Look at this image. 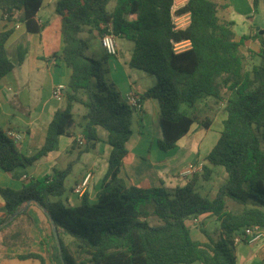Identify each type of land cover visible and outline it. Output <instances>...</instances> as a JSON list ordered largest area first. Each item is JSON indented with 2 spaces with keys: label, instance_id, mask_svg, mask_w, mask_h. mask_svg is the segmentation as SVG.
<instances>
[{
  "label": "trees",
  "instance_id": "16d2710c",
  "mask_svg": "<svg viewBox=\"0 0 264 264\" xmlns=\"http://www.w3.org/2000/svg\"><path fill=\"white\" fill-rule=\"evenodd\" d=\"M42 2L0 0V18H16L27 34H40L46 25L36 21ZM111 2L114 6L108 9ZM256 2H252L254 8ZM172 4L173 0H57L55 13L61 19L64 45L60 58L71 71L64 107L55 111L44 144L33 156L21 154L15 142L0 130V169L8 173L25 169L54 152L59 138L75 126L73 108L79 105L84 110L79 125L85 139L83 151L94 147L96 128L107 133V172L96 203H90L84 194L77 207L59 200L75 162L54 170L52 175L27 180L20 191L0 189L5 212V218L0 220L2 246L28 242L22 227H29L32 221L28 219L25 224L21 219L29 209L23 208L28 201L48 214L43 211L48 232L41 243L49 264H236L233 234L250 226L264 228V149L259 138L264 137L263 36L255 33L260 43V51L254 55L258 64L249 65L239 50L241 42L233 39V23L220 21L218 5L213 0H188L176 13H188L190 22L177 30L170 17ZM14 31L10 28L0 32V80L14 67L6 49ZM94 32L99 39L111 34L115 39L130 41L133 48L129 68L155 78V85L141 100L159 102V150L174 149L194 125L208 128V122L187 114L184 105L191 108L206 98L225 100L226 117L219 137L206 155L201 172L190 176L184 186L172 191L126 188L119 178L137 110L110 82L105 57L95 59L87 54L89 42L81 35ZM184 41L190 43L189 48L176 52L174 44ZM27 51L25 44L17 47L18 66ZM223 90L226 99L222 97ZM215 167L223 168L226 178L214 197H203L199 184L212 179ZM226 200L239 209L227 210ZM147 204H152V214L159 225L148 224ZM204 215L219 223L218 235L213 237L200 223L197 226L203 241L193 240L186 223ZM49 218L57 228L60 250ZM65 237L70 239L75 254ZM15 258L46 262L37 253Z\"/></svg>",
  "mask_w": 264,
  "mask_h": 264
},
{
  "label": "crops",
  "instance_id": "0c3cea01",
  "mask_svg": "<svg viewBox=\"0 0 264 264\" xmlns=\"http://www.w3.org/2000/svg\"><path fill=\"white\" fill-rule=\"evenodd\" d=\"M56 2L57 0H43L36 18V21L39 24H46L40 34H27L22 23L14 24L13 21H7L5 18H0V32L15 28L13 35L6 45L7 51L11 48L13 51L12 54L16 57V49L20 44H25L28 49L24 62L20 66L15 64L12 71L0 80V124L4 127L3 129L0 128V130L5 132L12 130L19 133L22 136V139L19 142H15V145L19 152L27 157L35 155L41 149L44 144L48 124L55 111L60 109L58 107L59 102L64 104V99L61 101L53 99L52 91L54 87L57 85L67 86L71 75V71L60 58L64 45L60 32L61 19L55 13ZM223 8L224 13L221 16V19L219 16L218 18L222 22H231L229 20V15L232 10V0H225ZM255 8H257V2ZM255 33L258 32H256V30L251 31L248 38L244 40L234 39L236 42H241L239 50L241 54L246 57L249 65H252L253 60L257 58L254 55L260 51V43L259 40L255 38ZM93 36L96 37L95 32L93 33ZM260 36H263L264 39V35ZM21 37L24 42H21ZM19 39L20 41H18ZM13 43H15V45H11ZM188 48L189 46H186L182 51ZM101 50L102 55H104L103 57H107L104 50L102 48ZM131 51L132 49L129 52V56ZM52 55L55 56L52 58ZM129 56L125 59L120 58L117 51V55L112 57L111 64L123 81L122 86L115 78L110 79V82L115 86V89L120 93L121 97L124 98L128 92L133 91L141 101V110L137 111L135 114L136 136L135 133H133L134 136L132 135L127 143V146H129H126L127 156L125 157L119 172V178L123 181L126 188H163L164 190L172 191L177 187L184 186L189 179V177H179V173L183 169L196 163L206 164L204 159L209 152L205 154L202 153L198 142L191 144L188 149L185 147L188 145L187 142L189 138L193 136H202V132H208L213 127L214 122L219 124L220 133L222 122L226 117L223 110L225 100L218 102L213 98H206L200 101V105L197 103L195 106H201L208 115L215 113L213 116L214 121L205 113L204 119L201 121L209 123L207 129L194 125L189 133L177 142L174 149L161 151L157 147V140L160 138L159 122L161 115L158 100L151 99V102L148 101L150 99L141 100L143 94L155 85V78L152 75L129 68ZM16 70H18V73H15ZM131 70L136 73L131 74ZM131 76L135 77L137 81H141V83L138 84L135 79L132 80ZM8 81L12 82L13 85L15 84L14 87L9 88L6 86ZM222 97L225 99L227 98L225 90L222 91ZM146 103L151 105L152 113L150 107L146 106ZM75 109L76 107L73 108L74 115ZM149 113L151 116H149ZM9 117L14 118V120L19 122L21 126L19 128L11 126L10 121L7 120ZM79 125V122L75 123V126L68 131V135L59 138L57 149L54 152L47 154L33 164L32 167H34V169L30 172V175L22 168H17L9 173L0 169V189L20 191L27 180L47 176L50 172L56 170L52 167L54 166V163L59 159H62V157L63 159L67 157L66 166L70 162H75V166L80 159L79 152H81L80 149H82L77 145L73 146L74 138L81 136ZM146 126H152V131H146ZM201 128L203 131H199ZM95 130L98 139L97 143L102 142L103 144H107L106 131L101 128H96ZM149 132L151 133L150 135L148 134ZM206 135L207 134L204 133L203 138H205ZM97 143L93 148H97ZM212 147L210 149H212ZM76 151L78 153L74 156ZM99 171L103 174L101 173L102 179H99L97 183L94 182L95 178L91 170H86L85 172L74 176L73 182L69 187L68 197L64 199V204L66 206L77 207L80 205L84 194H87L90 203H96L97 194L102 187L103 179L107 172V164L105 165L104 170ZM87 172H90L92 177L89 180L83 195H77L74 192V187L82 181ZM72 173L73 168L71 174ZM178 182L182 183L178 185ZM59 200L62 202L61 198H59ZM148 206H151L152 208V204H147L146 207ZM3 208L4 203L0 196V220L5 218ZM28 213L33 218L32 223L37 229V233L34 234L31 232L30 227H22L25 232L23 237H27L28 239V242H26L25 245H9L5 247L0 244V264H40V262L35 259L21 261L15 258L16 255H25L29 253L40 254L45 258V264H49L47 261L48 253L41 243L45 237L47 226L43 211L37 205L31 203L29 205ZM28 218H26L25 214L21 219L27 224ZM200 218L201 221H203L211 217L209 215H204ZM213 219L215 220V218H212L211 220ZM147 221H149V218H147ZM16 224H14L8 232L13 230ZM186 224L188 225V222ZM191 228L196 230V226L190 227V235L192 239L202 242L203 237L200 231L198 232L199 238H193ZM262 232L264 234V228L262 229ZM236 246L238 247L240 245ZM234 255L236 258V264H264V236L255 244H241V248L238 249Z\"/></svg>",
  "mask_w": 264,
  "mask_h": 264
},
{
  "label": "rangeland",
  "instance_id": "374dc122",
  "mask_svg": "<svg viewBox=\"0 0 264 264\" xmlns=\"http://www.w3.org/2000/svg\"><path fill=\"white\" fill-rule=\"evenodd\" d=\"M213 1L218 5V16L221 19V16L224 13L223 4L225 3V0H213ZM113 6H114V2H111L108 6V9H111ZM229 20L233 23L231 30L233 33V39H235V40L247 39L250 32L257 30V29L259 31H263V35H264V2H263V0L257 1V8H255V9L253 8L252 3H249L246 0H232V10H231V14L229 15ZM13 22H14V24L19 23L18 19H16V18L13 19ZM81 36H82V38L88 40V42H89V49L87 50V54L89 56H91L95 59H100L101 56L102 57L104 56V55H102V50H101L99 38L97 35H96V37H94L93 35L84 33ZM20 39H21V42H24L22 37ZM20 39L18 41H20ZM115 42H116V46H117V51L119 53V57L123 58V59L127 58L129 56L130 50L133 48V44L130 41L125 40L124 38H116ZM15 43H13L11 45H15ZM16 45H17V43H16ZM7 53H8L9 61L14 66L16 64V57H15V55L12 54L13 51L11 50V48L8 49ZM105 59H106V63L108 64L107 67H109V74H108L109 80L112 78L113 79L115 78L117 80V82H119V84H121L123 86V84H122L123 81H122L121 76L116 73L113 66L111 65L112 64V57L107 56V57H105ZM253 64H258V58H255V60H253L252 65ZM17 71L18 70H16L15 73H18ZM130 73L133 74L136 72L131 70ZM131 78H132V80L135 79L137 81V79L135 77L131 76ZM10 81H12V80H10ZM10 81H8V83H6V82L5 83L7 84L6 86H8L9 88H12V87H14L15 84L13 85V83ZM137 83L140 84L141 81H137ZM148 101L151 102L152 100L150 99ZM198 105H200V102ZM198 105L191 107V108L184 105L183 108L187 111V114H189L190 116H194V117H197L199 120H203L205 113L207 114V112L204 109H202L201 106H198ZM146 106L150 107V110H151V105L146 103ZM58 107L60 109H62L64 107V104L62 102H59ZM75 107H76V109L74 111L75 112V123H77V122L81 123L80 115L84 113V110L79 105L75 106ZM151 113H152V110H151ZM214 114L215 113L210 114V115L207 114V115L210 117L211 120L214 121V118H213ZM149 116H151L150 113H149ZM135 118H136V115H134V118H133L134 121L131 125V130L133 131V133H135ZM7 120H9L11 126H13L15 128H19L21 126L19 122L14 120V118L9 117ZM146 127H147L146 131H152V126H146ZM0 128L3 129L4 128L3 125L0 124ZM201 130L203 131L202 128L199 131H201ZM204 133L207 134L205 138H203ZM148 134L150 135L151 133L149 132ZM202 134H203L202 136L201 135L198 137L193 136V137L189 138L188 142H187L188 145L185 148L188 149L191 144L198 142V144L200 145V149H201L202 153L205 154V153L209 152L211 150L210 148L215 144L217 138L219 137V124L214 122L213 127L208 132L207 131L202 132ZM135 136H136V133H135ZM259 138L261 141V146L264 149V137L259 135ZM96 143H97V141H96ZM127 147H129V146H127ZM81 148H82V149H80L81 152H79L80 159H79L78 163L73 167V173L66 179V183H65V188H66L65 190L66 191H65L64 195L62 197H60L62 199L63 203H64V199L66 197H68L69 187L73 182L74 176H77L80 173L85 172L86 170H91L93 175H94V178H95L94 182L97 183L99 179H102V177H101L102 172H100L99 170H104V167L106 164L108 167V158H109V151H110V147L108 146V144H103L102 142H98L96 149L90 148L87 152L83 151L84 146ZM77 153L78 152L76 151L74 156H76ZM66 162H67V157H65V159H63V157H62V159H59L56 163H54V166L52 168L56 169V170H62L65 168ZM32 166L25 168V171L29 175H30V172H32V170L34 169V167H32ZM214 173H216V174H214V176L212 177V179L210 181L201 182L199 184L202 186L199 190V193L201 196L207 197V198L214 197L216 194L217 188L219 187V185H221L224 182V180L226 178V174H225L223 168L215 167ZM49 175H52V172H50ZM182 182H178V185H180ZM226 206H227V210H229V211H236L239 209L237 207V205H235L234 203H232L228 200H226ZM28 210L26 212V218L29 217L32 219V220L31 219L30 220L33 221V218L31 215H29ZM145 211L148 213V218H149L148 224L149 225L154 226V225L160 224L158 219L154 218V216L152 214L151 206L146 207ZM210 217L211 218H207L206 220L201 221V223H203L204 228H205V230H207V232H209L213 237H216L218 235V232H219V223L214 219L211 220L213 217L212 216H210ZM204 222H205V224H204ZM189 224L190 223H188V226H189ZM23 227H27V226H23ZM29 227L31 228V230H30L31 232H33L34 234L37 233V229L34 227L32 222L29 225ZM198 227L199 226H196V230H193V228H191V234H192L193 238H199ZM45 232L46 233L48 232L47 227H46ZM64 239H65V243L68 244L70 251L73 254H75L74 248L70 244V239H68L66 237ZM240 248H241V245L238 247L237 246L234 247L233 253L235 254L237 252V250Z\"/></svg>",
  "mask_w": 264,
  "mask_h": 264
},
{
  "label": "built area",
  "instance_id": "2783aa9c",
  "mask_svg": "<svg viewBox=\"0 0 264 264\" xmlns=\"http://www.w3.org/2000/svg\"><path fill=\"white\" fill-rule=\"evenodd\" d=\"M187 1L188 0H173V4L170 9V17L174 25V29L176 30L185 28L190 22V16L188 13L181 15H178L176 13L179 9L183 8L186 5ZM246 1L249 3L253 2V0H246ZM99 42L101 48L104 50V52L107 55L111 57H115L117 55V46L115 42V37L113 35L104 34L99 39ZM189 45L190 43L188 41L175 43L174 50L176 52H180L184 47ZM66 90L67 89L65 85L55 86L52 91L53 99L57 101L63 100L65 97ZM125 100L135 110L137 111L141 110V101L133 91H130L125 95ZM6 135L14 142H19L22 139V136L19 133H16L12 130L6 131ZM75 141L77 142L78 147H83L85 145V139L82 136L76 137ZM203 165H204L203 163H196L194 165H189L179 173V177L188 178L194 175L195 173H199L201 172ZM91 177L92 174L90 172H87L84 175L82 181L74 187V192L77 195L80 196L83 195ZM189 223H190L189 227H194L199 225L201 223L200 216L191 219ZM263 236L264 234L262 232V229L259 228L258 226L245 227L240 232L233 234L232 243L234 246L241 244L252 245L259 242L263 238Z\"/></svg>",
  "mask_w": 264,
  "mask_h": 264
},
{
  "label": "water",
  "instance_id": "95a60500",
  "mask_svg": "<svg viewBox=\"0 0 264 264\" xmlns=\"http://www.w3.org/2000/svg\"><path fill=\"white\" fill-rule=\"evenodd\" d=\"M256 32H258V35H263V31H259V30L257 29ZM31 203H34V202H33V201H28V202H26V204L24 205L23 208H26V207L29 206ZM36 205H37L38 207H40L38 204H36ZM41 209H42V211H44L43 208H41ZM44 212H45V211H44ZM45 213H46V215H48L47 212H45ZM15 215H17V213H16ZM15 215H14V216H15ZM14 216H13V217H14ZM49 222H50V225H51L52 233H53V236H54V238H55V241H56L57 247H58V249L60 250V242H59V235H58L57 228H56L55 223L53 222V220H51L50 218H49Z\"/></svg>",
  "mask_w": 264,
  "mask_h": 264
}]
</instances>
